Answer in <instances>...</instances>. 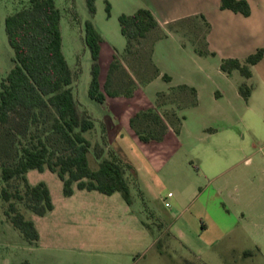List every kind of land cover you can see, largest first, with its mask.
<instances>
[{"label": "rangeland", "instance_id": "374dc122", "mask_svg": "<svg viewBox=\"0 0 264 264\" xmlns=\"http://www.w3.org/2000/svg\"><path fill=\"white\" fill-rule=\"evenodd\" d=\"M54 1L61 12L64 56L71 68L79 67L74 95L96 121L85 135L92 144L102 142L105 150L113 152L125 166L128 205L146 227L148 237L156 238L153 245L125 256L120 264H264V180L257 175L252 191L243 192L247 181L238 178L245 167L241 161L253 152L250 142L262 141L252 136V115L245 114L247 107L241 95L235 96L234 91L226 88L225 97H213L216 88L226 86L218 73L221 54L246 52L248 44L240 41L250 35L240 37L236 31L238 20L217 12L221 9L220 0H95L92 16L86 0ZM261 1L249 0L254 9ZM27 3L28 0H0V80L12 67L13 56L4 29L5 17ZM147 6L156 8L160 21L169 17V22L151 30L143 44H135L131 54H124L126 39L120 32L118 16ZM87 20L102 37V91L113 55L123 66L114 74L111 87L121 94L106 96L103 103L88 96L90 53L83 40ZM207 48L216 49L217 54H211ZM159 72L172 76L173 85L186 83L194 87L199 93L197 104L191 103L188 90L171 89L161 75L157 76ZM125 73L135 82L130 96L124 95L131 86ZM148 107H154L172 128L183 115L179 133H171L161 141H140L129 120ZM49 121L32 124L27 116L17 117L16 127L22 129L27 125L29 131L37 127L41 135H48L44 131ZM226 121L230 126L225 125ZM253 122L256 126L264 125L259 118ZM26 140L28 134L24 137L16 128L1 127L0 166L9 163L15 147ZM236 144L243 147V156L234 150ZM226 157L241 161L209 182V178L223 170ZM89 165L92 169L97 166L92 153ZM32 171L35 172H31L30 179L39 170ZM39 178L50 185L55 195L52 181L45 175ZM225 184L234 193L238 189L241 204L221 191ZM76 226L63 229L62 234L82 229ZM91 229L89 237L80 235L71 240V245H78L76 248L68 246L70 241L65 236L61 249L33 248L4 219L0 206V264H114L112 255L92 247Z\"/></svg>", "mask_w": 264, "mask_h": 264}, {"label": "trees", "instance_id": "16d2710c", "mask_svg": "<svg viewBox=\"0 0 264 264\" xmlns=\"http://www.w3.org/2000/svg\"><path fill=\"white\" fill-rule=\"evenodd\" d=\"M94 3L95 0H86L91 16L95 13ZM109 7L107 3V12ZM219 7L243 16L250 14L247 0H220ZM60 21L61 12L54 0H28L26 5L8 14L4 20L13 56L12 67L0 80V128H16L22 136L28 134V140L25 143L20 141L12 160L0 166V206L4 219L29 244H36L39 234L26 212L42 216L53 209L47 185L42 181L30 184L26 177L29 170L47 169L56 173L62 180L65 196L73 193L75 185L78 189L104 194L120 192L130 203L125 166L113 152L105 150L102 142L92 144L85 135L95 127L96 121L80 106L74 95L73 84L78 78L79 67L71 68L64 56ZM118 24L126 39L124 54H131L135 44L158 26L154 14L145 7L130 14H120ZM83 40L90 53L89 98L103 103L106 96H119L121 93L111 88L114 74L123 68L116 55L112 57L101 90L99 57L102 37L90 20L84 23ZM263 55L264 49L257 48L242 60L224 58L219 67L225 73L238 70L241 75L250 77V66L259 62ZM125 75L131 86L124 95L130 96L135 82L129 73ZM162 78L170 80L165 73ZM170 88L188 90L192 95L191 103H196L194 87L180 84ZM250 91L249 85L243 83L239 86L244 100L248 99ZM23 116H27L32 124L46 123L49 119L47 131H44L48 135H41L37 127L34 131H29L27 125L22 129L16 127L17 117ZM182 119L183 115L173 128L176 133ZM129 123L138 139L145 143L163 140L168 129L154 107L136 112ZM90 153L97 163L94 169L89 165Z\"/></svg>", "mask_w": 264, "mask_h": 264}, {"label": "crops", "instance_id": "0c3cea01", "mask_svg": "<svg viewBox=\"0 0 264 264\" xmlns=\"http://www.w3.org/2000/svg\"><path fill=\"white\" fill-rule=\"evenodd\" d=\"M247 1L250 5V14L248 16H243L242 14L233 12L229 9H219L217 11L224 16H231L238 20V27H236V31H238L240 37H242V35H250V38L243 36L241 39L244 40L240 41L242 43H247V48H249V50L246 52H240L239 50L236 52L221 54L219 58L220 60L224 58H238L242 60L249 54L256 51L257 48L264 49V0L256 3V5H254L256 7L255 9L252 7V4H250L249 0ZM147 8L157 19L158 26L155 29H157L161 23L165 24L166 22H169V17H164L161 21L159 20L154 6H147ZM147 36L143 38L140 43L143 44L145 39H147ZM205 42L209 46V43L207 41ZM207 50L210 51V53H213V55L217 54V51L214 48H207ZM250 71L251 76L245 77L241 75L238 70L225 73L221 71L219 67L218 73L225 79L226 86L221 87L220 89L216 88L213 91V97L215 99H221L225 97L228 92L226 88H230V91H234L235 96H240V83H244L251 87L250 95L248 99L245 100V105L247 107L245 114L251 112L253 126L252 136L254 140H261L262 142H258V144H256L257 142L251 141L250 147L253 149V152L245 156L242 161H236V159L233 161V156L226 157L224 159L223 170L217 172L215 176L209 178V182L216 179V177L220 176L222 173L226 172L229 168L234 167L241 161L245 167L239 172L238 178L239 180L244 179V182L245 180L247 181L246 186L244 185L242 187L243 192H247L249 189H252L257 175H260L264 180V125L263 127L256 126L253 122L254 119L258 118L264 122V55L259 62L250 66ZM236 74H239L241 79H239ZM160 75L161 73L159 72L157 76ZM168 76L170 80L166 82L170 85L169 87L186 84L180 83L173 85L172 76ZM231 77L233 79L230 80L229 78ZM198 94L199 93L196 90V96ZM196 104L197 102L195 105ZM240 122L244 123L242 119ZM225 125L230 126V122L226 121ZM171 133L178 134L179 132L176 133L174 129L168 125V129L163 140H165V138H167ZM234 150L237 153L239 151V154H242L243 156L244 150L240 144H236ZM32 170H29L26 173L28 182L30 184H36L39 181H42L39 177L41 175H45L55 186L56 194L54 195L50 185L47 182H44L50 191L53 209L42 216L32 213L29 216V218L34 222L39 234L37 243H27L29 246L42 249H61V246L63 245L62 236H65L66 239L70 241L68 246L70 248H76L78 245H71L74 244L71 243V240L76 239V237L80 235H83V237L85 235L86 237H89L88 230L89 228H93L91 229V237H93V240H90L92 242V247L98 249L100 252L103 251L112 255V257H110L112 262L114 264H120L121 260L124 259L125 256L131 255L132 252L137 253L141 250V248L146 249V247L155 243L156 238L150 236L148 237L146 227L143 226L134 213H132L130 206L120 192L104 194L96 190L78 189L75 185H73V193L70 196H65L62 191V180L56 173L45 169L38 171L37 173H32L33 178L30 179L29 176L31 172H35ZM47 171L49 172V175H47ZM220 189L221 191L225 190L228 197L231 196L232 201H235L234 203L241 204L239 197L241 194L239 195L240 192L238 189L237 193H234L231 189H229L228 184L223 185ZM261 189L264 190V186L261 187ZM241 213L242 215L245 214L243 211ZM72 225H78L76 227L78 228L80 226L82 229H75L74 231L66 230L65 233L62 234L63 229H69V226ZM132 232L133 239L130 238ZM141 243H143V246ZM132 245H134V247H132ZM136 261L137 260H135V262Z\"/></svg>", "mask_w": 264, "mask_h": 264}]
</instances>
